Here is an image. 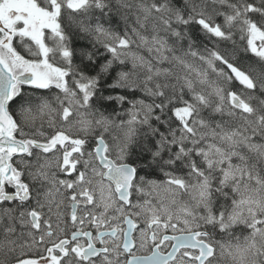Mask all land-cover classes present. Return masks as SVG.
<instances>
[{
  "label": "snow or ice",
  "instance_id": "obj_1",
  "mask_svg": "<svg viewBox=\"0 0 264 264\" xmlns=\"http://www.w3.org/2000/svg\"><path fill=\"white\" fill-rule=\"evenodd\" d=\"M0 264H264V0H0Z\"/></svg>",
  "mask_w": 264,
  "mask_h": 264
}]
</instances>
